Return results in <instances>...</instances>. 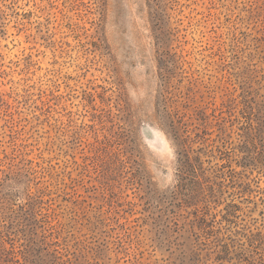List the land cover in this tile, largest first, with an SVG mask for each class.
<instances>
[{
  "label": "rangeland",
  "instance_id": "1",
  "mask_svg": "<svg viewBox=\"0 0 264 264\" xmlns=\"http://www.w3.org/2000/svg\"><path fill=\"white\" fill-rule=\"evenodd\" d=\"M0 264H264V0H0Z\"/></svg>",
  "mask_w": 264,
  "mask_h": 264
}]
</instances>
